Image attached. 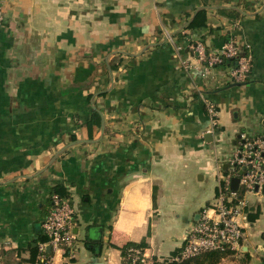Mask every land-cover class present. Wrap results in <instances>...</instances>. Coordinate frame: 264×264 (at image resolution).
<instances>
[{
	"label": "crops",
	"instance_id": "0c3cea01",
	"mask_svg": "<svg viewBox=\"0 0 264 264\" xmlns=\"http://www.w3.org/2000/svg\"><path fill=\"white\" fill-rule=\"evenodd\" d=\"M203 9L207 25L188 29ZM229 39L252 56L245 81L190 48ZM243 133L264 134V0H0L1 264H31L59 184L77 250L47 249L51 264H124L128 242L168 259L216 202ZM246 199L259 214L234 256L264 264V193Z\"/></svg>",
	"mask_w": 264,
	"mask_h": 264
},
{
	"label": "built area",
	"instance_id": "2783aa9c",
	"mask_svg": "<svg viewBox=\"0 0 264 264\" xmlns=\"http://www.w3.org/2000/svg\"><path fill=\"white\" fill-rule=\"evenodd\" d=\"M194 55L204 64V69L211 70L223 57L237 59V66L230 69V76L237 82L247 79L252 66L250 53H241L233 39H229L219 52H208L202 42L191 43ZM213 127L218 125V110L214 103L207 101ZM233 155L229 157L230 170L219 184L216 202L202 209L201 219L186 231L185 243L168 261L181 262L205 251L227 246L241 250L246 241L245 224L249 221V207L246 195L259 194L264 187V134L258 136L240 135V142ZM239 178V190L232 189V179ZM52 205L43 220V233L46 240L38 244L39 258L52 263L47 249L61 251L65 258L76 257L77 236L74 232L75 210L70 201L54 193ZM143 248H130L124 264H153ZM165 259L156 258V261Z\"/></svg>",
	"mask_w": 264,
	"mask_h": 264
},
{
	"label": "trees",
	"instance_id": "16d2710c",
	"mask_svg": "<svg viewBox=\"0 0 264 264\" xmlns=\"http://www.w3.org/2000/svg\"><path fill=\"white\" fill-rule=\"evenodd\" d=\"M220 13L223 14H230V15H234L231 14V10H227V9H221L219 11ZM237 14H239V12H237ZM207 11L206 10H200L198 11L194 18L189 22V24L187 25L188 29H191L193 31H195L196 29L200 28V27H204L207 25ZM221 66H226L228 68H234L237 66V59L236 58H230V57H223L222 61L220 63H218L215 67H221ZM252 69V66H251ZM251 69L247 75V79L250 75ZM90 124H97L98 126L101 125V117L100 115H97V113L95 114V118L93 119V121L91 120ZM217 130H219V127L216 128ZM58 194L60 197L62 198H67L69 199V193L67 192V190L65 189V187H63L61 184L57 185L54 187L53 189V193L52 194ZM52 205V201H51V197H50V206ZM258 212L255 211H250L249 213V218L250 220H254L257 218L258 216ZM47 237L45 235L42 236L41 240L44 241L46 240ZM146 246V244L144 243H135V242H128L127 244H125L123 247H121V252L125 259L127 258V256L129 255V249L130 248H144ZM47 254L48 251H46ZM236 254V250H233L227 246H223L222 248L219 249H215V250H211V251H205L199 255H196L194 257L185 259L181 262H176V261H168V259H165L164 261H156V257H153L151 260L153 261V264H221L222 261L228 257H232ZM29 262L31 264H51L46 260H41L39 258V250H38V246L37 247H33L31 250V257L29 259ZM1 264V263H0ZM67 264V263H64ZM137 264H144L141 263L140 261L137 262Z\"/></svg>",
	"mask_w": 264,
	"mask_h": 264
},
{
	"label": "water",
	"instance_id": "95a60500",
	"mask_svg": "<svg viewBox=\"0 0 264 264\" xmlns=\"http://www.w3.org/2000/svg\"><path fill=\"white\" fill-rule=\"evenodd\" d=\"M102 126H103V129H104V127H105V120H104V119H103V122H102ZM209 136H212V135H209ZM239 137H240V135H239ZM210 140H211V139H210ZM231 187H232V189H234V190H238V189H239V178L234 177V178L232 179V185H231ZM262 192L264 193V187H263ZM48 250H50V248H48Z\"/></svg>",
	"mask_w": 264,
	"mask_h": 264
},
{
	"label": "rangeland",
	"instance_id": "374dc122",
	"mask_svg": "<svg viewBox=\"0 0 264 264\" xmlns=\"http://www.w3.org/2000/svg\"><path fill=\"white\" fill-rule=\"evenodd\" d=\"M237 259L235 258V256L232 257H228L226 258L224 261H222L223 263L221 264H236ZM239 264V261H237Z\"/></svg>",
	"mask_w": 264,
	"mask_h": 264
}]
</instances>
